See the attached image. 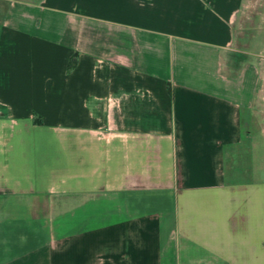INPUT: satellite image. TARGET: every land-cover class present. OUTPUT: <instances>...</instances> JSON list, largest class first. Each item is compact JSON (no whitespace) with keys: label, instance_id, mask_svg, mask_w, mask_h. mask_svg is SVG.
<instances>
[{"label":"crops","instance_id":"crops-1","mask_svg":"<svg viewBox=\"0 0 264 264\" xmlns=\"http://www.w3.org/2000/svg\"><path fill=\"white\" fill-rule=\"evenodd\" d=\"M243 0H0V264H264Z\"/></svg>","mask_w":264,"mask_h":264},{"label":"rangeland","instance_id":"rangeland-1","mask_svg":"<svg viewBox=\"0 0 264 264\" xmlns=\"http://www.w3.org/2000/svg\"><path fill=\"white\" fill-rule=\"evenodd\" d=\"M231 46L247 50L258 62L260 79L254 113L260 116L264 114V0H243L234 20Z\"/></svg>","mask_w":264,"mask_h":264}]
</instances>
